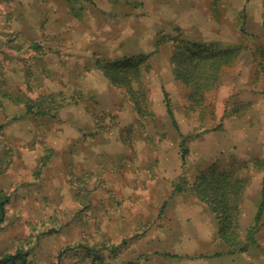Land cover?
Segmentation results:
<instances>
[{
  "label": "rangeland",
  "instance_id": "rangeland-1",
  "mask_svg": "<svg viewBox=\"0 0 264 264\" xmlns=\"http://www.w3.org/2000/svg\"><path fill=\"white\" fill-rule=\"evenodd\" d=\"M164 37L177 41L160 45ZM184 40L202 52L239 49L202 115L171 62ZM141 53L154 117L99 68ZM0 91V191L10 198L0 250L30 241L35 264L66 250L62 264H93L85 245L104 248L103 264H202L196 221L212 216L193 202L197 177L264 176V0H0ZM50 94L61 107L48 116L7 96ZM242 214L238 250L264 253V214L248 237Z\"/></svg>",
  "mask_w": 264,
  "mask_h": 264
},
{
  "label": "trees",
  "instance_id": "trees-1",
  "mask_svg": "<svg viewBox=\"0 0 264 264\" xmlns=\"http://www.w3.org/2000/svg\"><path fill=\"white\" fill-rule=\"evenodd\" d=\"M172 41L177 40L164 37L161 39L160 45ZM175 45L171 62L176 80L190 90L189 101L192 109L202 115L210 104L211 95L221 85L225 67H230L233 64L239 54V49L202 52L203 46L187 40L175 43ZM99 68L113 85L127 92L131 103L141 117H154V113L149 107L148 92L144 82V76L151 71L149 54L141 53L135 57L122 60V62L100 64ZM7 96L15 103H24L28 115H56L61 107L53 94L42 96L36 101L24 95L21 98L13 95ZM164 97L166 110L174 124L178 126L166 90H164ZM218 128L222 127H216V130ZM190 139L191 136H185L180 145L183 160H186L187 143ZM247 183L248 178L242 177L238 172L224 173L211 168L202 172L191 188L193 194L201 202L206 203L216 216L219 222V237L228 247L236 248L238 246L241 204ZM9 200V195L0 191V226L7 219ZM263 208L264 200L259 208L254 226L259 223ZM28 244L30 241L25 244L23 241H19L18 247L14 251L0 250V264H35L31 258ZM81 248H83L85 257L93 264L104 263V248L90 245ZM67 253L68 250L62 251L58 261L53 264H62V257ZM113 253L115 254L116 251L113 250Z\"/></svg>",
  "mask_w": 264,
  "mask_h": 264
},
{
  "label": "crops",
  "instance_id": "crops-1",
  "mask_svg": "<svg viewBox=\"0 0 264 264\" xmlns=\"http://www.w3.org/2000/svg\"><path fill=\"white\" fill-rule=\"evenodd\" d=\"M263 189H264V176L260 180L256 177L248 178V184L246 186L244 199L241 204L242 212H243L241 229L242 231H249L247 232V237L248 235L252 234L251 233L252 230L250 228H255L254 225H255L256 216L264 200ZM193 202H195L196 205L203 206V202L202 204H200L201 201L199 202L194 199ZM204 204L206 205V203ZM206 206L203 207L207 211L205 209L203 210L205 213H209L212 216L211 219L213 221V225H212V221L210 222L209 218L206 217H202V221L200 220L196 221V222H201V227H202V233H200L201 235L199 237L201 239V242L203 243V252L201 253V255L204 257L203 259H201L203 260L202 264H215V263L219 264L222 263V261L225 262L226 264H264V253L258 254L257 251H255L256 253H254L252 256H249V258H246L247 257L246 251L242 252L241 250H238L237 246L236 248L232 247L226 249L223 246V241L222 240L220 241L217 237V230H218L217 222L215 218L213 219V215L211 214L209 207ZM263 214H264V208L260 220L262 219ZM249 226L251 227L249 228ZM251 237L247 239L249 240L250 246H253L257 239L253 235ZM204 245L207 247L208 251L204 250L205 248ZM189 254H190L189 252L184 254H179V253L173 254L171 253V251L170 252L167 251L162 256L168 259H181L182 256Z\"/></svg>",
  "mask_w": 264,
  "mask_h": 264
}]
</instances>
